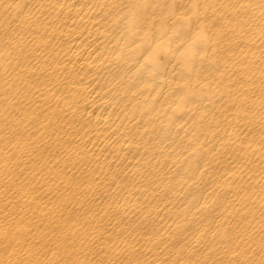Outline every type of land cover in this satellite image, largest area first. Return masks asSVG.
<instances>
[{"label": "bare ground", "instance_id": "6f19581e", "mask_svg": "<svg viewBox=\"0 0 264 264\" xmlns=\"http://www.w3.org/2000/svg\"><path fill=\"white\" fill-rule=\"evenodd\" d=\"M0 264H264V0H0Z\"/></svg>", "mask_w": 264, "mask_h": 264}]
</instances>
